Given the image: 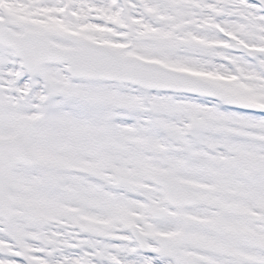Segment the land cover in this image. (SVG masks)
Wrapping results in <instances>:
<instances>
[{
  "label": "snow or ice",
  "instance_id": "6c2138e0",
  "mask_svg": "<svg viewBox=\"0 0 264 264\" xmlns=\"http://www.w3.org/2000/svg\"><path fill=\"white\" fill-rule=\"evenodd\" d=\"M0 264H264V0H0Z\"/></svg>",
  "mask_w": 264,
  "mask_h": 264
}]
</instances>
